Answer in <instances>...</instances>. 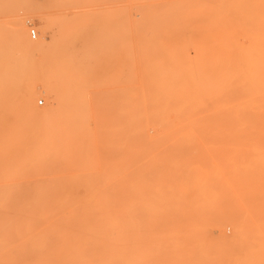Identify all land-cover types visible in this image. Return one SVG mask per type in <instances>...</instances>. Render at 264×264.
<instances>
[{
	"label": "rangeland",
	"instance_id": "rangeland-1",
	"mask_svg": "<svg viewBox=\"0 0 264 264\" xmlns=\"http://www.w3.org/2000/svg\"><path fill=\"white\" fill-rule=\"evenodd\" d=\"M166 2L0 0V264L259 255L260 108L256 85H242L243 36L264 33V5L243 0L250 22L242 24L238 5L231 18L209 20L215 31L187 32L170 29ZM18 18L41 50L15 44ZM57 84L58 110L44 121L25 117L24 89L34 86L33 106L42 113L52 106L42 90ZM13 188L31 200H14L20 193ZM148 219L149 234L140 226ZM175 247L191 252L175 253Z\"/></svg>",
	"mask_w": 264,
	"mask_h": 264
},
{
	"label": "bare ground",
	"instance_id": "bare-ground-1",
	"mask_svg": "<svg viewBox=\"0 0 264 264\" xmlns=\"http://www.w3.org/2000/svg\"><path fill=\"white\" fill-rule=\"evenodd\" d=\"M167 2L165 3V6H166V10H165V13H164V16L166 17V18H169L170 19V21H174V23L173 22H171V23H169V27H170V29H174V27L175 26H177L176 28L178 29V30H182V31H187V32H210V31H215V27H214V24H211L210 23V21H211V19H214L215 18V14L217 15L218 14V16H219V19H221V18H223V17H225V15H227L228 17H230L231 18V15H236V7L238 6V7H241V9H240V11H239V15H241V21H242V24L243 23H245V22H250V20H248L247 19V16H250V15H248L249 13H250V10L248 9V8H245L244 7V5L245 4H241L242 3V1L241 0H166ZM257 3L258 4H262V5H264V0H257ZM241 4V5H240ZM259 18H261L260 20H259V23L260 22H262L263 20H264V18L262 17V16H260ZM257 19V18H256ZM201 20H206V21H208V23L206 22V23H193V21H201ZM210 20V21H209ZM258 20V19H257ZM176 21V22H175ZM252 21V20H251ZM46 30H47V32L50 34L51 33V27L49 26V25H46ZM26 34H25V23H24V21L22 20V19H20V18H18V19H16V20H14V22H13V24H12V37H13V40H14V42H15V44H21V45H25L26 46V48H28V49H31V50H41L42 49V45L41 44H37V45H33V44H31L30 43V41L26 38V36H25ZM30 35V34H29ZM244 39H245V46H244V54H243V56H244V72H243V77H244V80H245V84H243L242 86H244V85H247V84H255L256 85V93H255V98L258 100V106H259V108H260V133H261V139H259V140H261L260 142H261V151H260V155H261V186H262V189H261V200H262V202H261V215H262V219L264 220V33H255V34H252V33H247V34H245L244 36ZM242 41V40H241ZM227 77V76H226ZM227 80V79H226ZM246 90H250V91H252L253 90V88H249V87H247L246 86ZM60 92H61V87L57 84L55 87H48V86H46L43 90H42V93H44L46 96H47V98L48 99H50V101H51V108H47V109H45L44 110V112H42V113H38L37 111H36V109H35V107L33 106V101L35 100V98H36V89L34 88V86H31V87H27V88H25L24 89V91L22 92V94H21V97H20V102H19V105L21 106V109H22V111L26 114L25 115V117H29V119L31 118V119H36V120H38V121H44V120H46V119H48V118H50L51 116H52V114H53V112L54 111H57L58 110V108H59V106H60ZM241 104H243V103H241ZM49 105V104H48ZM53 109H57V110H53ZM252 110V109H251ZM249 112H251V111H249ZM253 114H255V113H253ZM70 115V114H69ZM68 115V116H69ZM256 115H257V113H256ZM71 116V115H70ZM194 117V116H193ZM192 117V118H193ZM256 117V116H255ZM246 118H247V116H246ZM199 120V119H198ZM246 120V119H245ZM191 121V120H190ZM200 121V120H199ZM248 121V120H247ZM201 122V121H200ZM194 123L196 124V122L194 121ZM248 123V122H247ZM254 123H256V122H254ZM194 124L192 123V125H190L189 127H191V126H193ZM197 125H198V122H197ZM199 125H201V123H199ZM248 126V125H247ZM252 126H254V125H252ZM196 127V126H195ZM249 127V126H248ZM200 128H201V126H200ZM199 128V126H198V129H200ZM202 128H204V127H202ZM249 128H251V127H249ZM196 129H197V127H196ZM12 130L13 131H15V128L14 127H12ZM254 131V130H253ZM256 131V130H255ZM65 133V132H64ZM74 133V132H73ZM75 134V133H74ZM203 134V133H202ZM200 135V137L201 136H203V135ZM240 134V133H239ZM65 136V135H64ZM199 136V135H198ZM241 136V135H240ZM239 136V137H240ZM57 137V136H56ZM204 137V136H203ZM203 137H201V140H203L204 138ZM58 138V137H57ZM80 138H81V135H80ZM196 139H195V141H194V144H196L197 142L196 141H198L197 140V137H195ZM203 138V139H202ZM78 139V141H79V137L77 138ZM54 140V139H53ZM56 140V139H55ZM62 139H60V141H61ZM243 140V139H242ZM251 140H252V138H251ZM257 140V139H256ZM256 140H255V142H256ZM66 141H67V139H66ZM68 141H70V140H68ZM77 141V140H76ZM75 141V142H76ZM77 141V142H78ZM81 141V140H80ZM204 141V140H203ZM64 142H65V140H64ZM196 142V143H195ZM69 143H71V142H68V145H69ZM82 143V142H81ZM199 141H198V145H199ZM64 144H67V143H64ZM71 145V144H70ZM78 145H79V143H78ZM81 145V144H80ZM79 145V146H80ZM48 146V145H47ZM197 146V145H196ZM199 146H201V145H199ZM43 147V146H42ZM42 147H40V148H42ZM73 147V146H72ZM81 147H82V145H81ZM80 147V148H81ZM46 148H48V147H46ZM65 148V147H64ZM97 148V147H96ZM50 149V148H49ZM71 149V148H70ZM95 149V148H94ZM190 150H192L193 151V149H195V148H192V147H190L189 148ZM199 150H200V147L198 148ZM37 150V152H38V149H36ZM45 150V149H44ZM74 150V149H73ZM81 150H84V148L82 149L81 148ZM50 152V151H49ZM74 152H77V151H74ZM100 152H101V150H100ZM48 153V152H47ZM51 154H53V151L52 152H50ZM49 153V154H50ZM195 154L194 155H196V154H198L199 152L198 151H196V152H194ZM39 154V153H38ZM40 154H42V152L40 153ZM74 154V153H73ZM75 154H77V153H75ZM82 154H85L84 153V151H82ZM46 154H44V156H45ZM78 156V155H77ZM84 156V155H83ZM39 157V156H38ZM48 157V156H47ZM52 157H53V155H52ZM85 157V156H84ZM91 157V156H90ZM95 157V156H94ZM40 158V157H39ZM68 158V157H67ZM75 158V157H74ZM98 158V157H97ZM41 159H43V158H41ZM55 159V158H54ZM64 159V158H63ZM78 159H79V156H78ZM85 159V158H84ZM84 159H83V161H84ZM44 160H45V158H44ZM49 160V159H48ZM56 160V159H55ZM76 160V159H75ZM74 160V161H75ZM87 160V159H86ZM36 161V160H35ZM38 161V160H37ZM36 161V162H37ZM43 161V160H42ZM54 161V160H53ZM58 161V160H57ZM60 161V160H59ZM90 161H91V159H90ZM40 162H41V160H40ZM48 162V161H47ZM47 162H46V164H47ZM50 162V161H49ZM77 162V161H76ZM85 162H87V161H85ZM85 162H82V163H85ZM94 162V161H93ZM92 162V163H93ZM97 162H98V160H97ZM100 162V161H99ZM239 162H241V161H239ZM35 163V162H34ZM38 163V162H37ZM33 164V165H41V164ZM45 163V161L44 162H42V165ZM59 163V162H58ZM61 163H63V162H61ZM60 163V164H61ZM66 163V162H65ZM59 164V165H60ZM79 164V163H78ZM90 164H91V162H90ZM94 164V163H93ZM51 164H49V166H50ZM56 165V164H55ZM44 166V165H43ZM47 166V165H46ZM56 166H58V164L56 165ZM111 166H113V165H111ZM51 167V166H50ZM53 167V166H52ZM51 167V168H52ZM68 167V166H67ZM66 167V168H67ZM72 167V166H71ZM84 167H85V165H84ZM83 167V168H84ZM40 168V167H39ZM44 168V167H43ZM65 168V169H66ZM76 168V167H75ZM78 168V167H77ZM112 168H116V167H112ZM112 168L110 167V170L108 171V172H111V170H112ZM31 169H33V168H31ZM37 169V168H36ZM50 168H48V170H49ZM35 170V169H34ZM34 170H31V171H34ZM51 171H53L52 169H50ZM114 170V169H113ZM55 171V170H54ZM45 172H49V171H45ZM53 173V172H52ZM114 173V172H113ZM47 174V173H46ZM55 174H57V172L55 173ZM98 173H96V175H97ZM256 174H258V173H256ZM11 175V174H10ZM23 175H24V173H23ZM49 175V174H48ZM208 175V174H207ZM8 176V175H7ZM115 176V175H114ZM5 177V176H4ZM11 177H13V176H11ZM106 178V177H105ZM152 178H154V177H152ZM106 179H108V178H106ZM115 179V178H114ZM114 179L111 181L112 183L114 182ZM109 180H111V178L109 179ZM125 180H127V179H125ZM50 181H51V178H50ZM106 181V180H105ZM151 181H153L152 179H151ZM170 181V180H169ZM4 182V181H3ZM8 182H9V179H8ZM12 182H13V180H12ZM109 182V181H108ZM107 182V183H108ZM106 183V184H107ZM137 183V182H136ZM172 183V182H171ZM34 184H36V183H34ZM42 184V183H41ZM100 184V186H101V183H99ZM104 184H105V182H104ZM111 184V183H110ZM110 184H108L109 186H112V185H115L116 187H118V185H116L115 183H113L112 185H110ZM200 184V183H199ZM23 185V184H22ZM78 185H80V184H78ZM184 185V184H183ZM202 185H204V184H202ZM23 186H25V185H23ZM22 186V187H23ZM35 187H37L36 185H34ZM105 186V185H104ZM146 186V185H145ZM28 186H26V187H24V189H27V191H30V192H32L31 194L28 192L27 194L28 195H26V197L27 198H31L32 199V197H31V195H33V193H34V191H31V189L30 190H28V188H27ZM96 187V186H95ZM106 187V186H105ZM142 187V186H141ZM205 187V186H204ZM32 188H33V186H32ZM144 188V187H143ZM243 188V187H242ZM14 190H15V192H18V193H20V194H18V197H15V199H14V196L12 195V193H11V195H12V197H10L11 195H9V197L10 198H13L14 200H18V198H21V197H25L24 196V192L23 191H21L20 189H16V188H13ZM115 189H117V188H115ZM114 190V189H113ZM185 190V189H184ZM115 191V190H114ZM119 191V190H118ZM118 191H116V192H118ZM149 191H151V190H149ZM108 193L109 192H107V193H105V195L107 196L108 195ZM251 193H253V192H251ZM29 194H30V196H29ZM104 194V193H103ZM110 194V193H109ZM114 196H115V194L114 193H112ZM111 194V195H112ZM120 194V193H119ZM119 194L117 195V196H119ZM128 194V193H127ZM126 194V195H127ZM153 194V193H152ZM258 194V193H257ZM256 194V195H257ZM89 195V194H88ZM122 195H125V194H122ZM154 195V194H153ZM109 196V195H108ZM24 198V199H26L27 200V198ZM120 197V196H119ZM113 198V197H112ZM121 199H122V197H120ZM31 199H28L27 201L26 200H24V203H28V201L29 200H31ZM124 199V198H123ZM21 200H22V198H21ZM20 200V201H21ZM117 200H119V199H117ZM218 200V199H217ZM16 201H15V203H14V205L16 204ZM50 201V200H49ZM105 201V200H104ZM120 201V200H119ZM216 201V200H215ZM220 201V200H219ZM47 202V201H46ZM107 202H109V201H107ZM106 202V203H107ZM112 202V201H111ZM122 202V201H121ZM121 202H118V203H120V205H121ZM126 202H128V201H126ZM125 202V203H126ZM6 204H7V207H8V203L7 202H5ZM18 203H19V206H18V209L19 208H21V205L22 206H24L23 204H20V203H23L22 201L21 202H19L18 201ZM89 203V202H88ZM100 203V202H99ZM102 203V202H101ZM110 203V202H109ZM113 204H115V203H117L116 201H115V203L114 202H112ZM112 203H111V205H112ZM147 203H149V202H147ZM72 204V203H71ZM126 204H128V203H126ZM166 204V203H165ZM223 204V203H222ZM5 204H3V206H4ZM26 205V204H25ZM55 205H57V203H55ZM119 204H117L116 206H118ZM224 205H226V204H224ZM15 206H17V204L15 205ZM14 206V207H15ZM54 206V205H53ZM115 206V205H114ZM14 207H13V209H14ZM70 207H71V205H70ZM127 207V206H126ZM168 207H169V205H168ZM167 207V208H168ZM225 207H227V206H225ZM9 208H10V211H15L16 210V208H15V210H11L12 208L10 207V205H9ZM96 208V207H95ZM142 207H140V209H141ZM228 208V207H227ZM137 209V208H136ZM1 210V209H0ZM76 210H78L79 211V209H76ZM113 210H115V209H113ZM112 210V211H113ZM144 209H142V210H138L137 209V211H138V213H140V215H141V217L144 219V217L146 216H143L144 214L142 213L141 214V212L140 211H143ZM9 211V210H8ZM17 211V210H16ZM16 211H15V214H17L16 213ZM34 211V210H33ZM82 211H85V210H83L82 209ZM118 211H119V209H118ZM145 211V210H144ZM1 212H3V210H1ZM108 212V211H107ZM115 212H117V210H115ZM146 212V211H145ZM34 213V212H33ZM75 213V212H74ZM76 213H77V211H76ZM113 213V212H112ZM130 213V212H129ZM148 213V212H147ZM19 214V213H18ZM34 214H36V213H34ZM79 214V213H78ZM146 214V213H145ZM137 215V214H136ZM3 216V217H2ZM0 215V219H2V218H4V215ZM10 217H12V215H9ZM57 216V215H56ZM6 217H8V216H6ZM50 217H52V216H50ZM77 217V216H76ZM140 217V216H139ZM177 217L179 218V216L177 215ZM189 217H191V216H189ZM74 218V217H73ZM159 218V217H158ZM172 218H174V217H172ZM178 218H176L175 217V219H178ZM71 219V218H70ZM76 219V218H75ZM75 219H72V220H75ZM162 219V218H161ZM180 219V218H179ZM5 220H6V218H5ZM59 220V219H58ZM72 220H70V221H72ZM144 220H147V219H144ZM160 220V219H159ZM216 220V219H215ZM231 220V219H230ZM7 221V220H6ZM77 221H79V219L77 220ZM123 221V220H122ZM150 219H148V222L147 223H145L146 221H144V222H140V226L142 227V226H145L146 228L145 229H148L147 228V224H149L150 222ZM175 221V220H174ZM56 222V221H55ZM68 222V221H67ZM67 222H66V224H67ZM73 222V221H72ZM71 222V223H72ZM126 222V221H125ZM167 222V221H166ZM195 222H196V220H195ZM79 223H81L80 221H79ZM162 223V222H161ZM170 223V222H169ZM210 224V222H207V224ZM74 223H72V225H73ZM166 224V223H165ZM173 224H175V223H173ZM232 224H234V223H232ZM149 225H151V224H149ZM162 225H164V224H162ZM161 225V226H162ZM181 225H183V224H181ZM180 225V226H181ZM186 225H188V224H186ZM197 225H199V224H197ZM235 225V224H234ZM154 227L156 226V225H153ZM161 226L159 227V228H161ZM164 226H168V225H164ZM78 227V226H77ZM77 227H75L77 230H78V228ZM104 227V226H103ZM177 227V226H176ZM191 227V226H190ZM193 227V226H192ZM12 228V227H11ZM14 228V227H13ZM162 228H165V227H162ZM7 229V228H6ZM17 229V228H16ZM145 229H143V232H148V234H149V231H150V229H148V230H146V231H144ZM183 229H184V227H183ZM58 230V229H57ZM60 230V229H59ZM58 230V231H59ZM152 230H154V229H152ZM166 230H168V229H166ZM182 231H184V230H182ZM232 231H233V229H232ZM57 232V231H56ZM68 232V231H67ZM58 233V232H57ZM56 234V233H55ZM54 234V235H55ZM49 235V234H48ZM59 235H62V234H59ZM115 235V234H114ZM143 235V234H142ZM141 235V236H142ZM26 236V235H25ZM53 237V236H52ZM227 237H225V239H226ZM54 239H56V237L54 238ZM76 239H78V238H76ZM103 239V238H102ZM110 239V238H109ZM145 239V238H144ZM95 240V239H94ZM108 241V240H107ZM146 241V240H145ZM111 242V241H110ZM46 244V243H45ZM47 244H51V243H47ZM46 244V245H47ZM145 244V243H144ZM52 245V244H51ZM58 245V244H57ZM2 246H4V245H2ZM47 246H49V245H47ZM46 246V249L48 248ZM53 246H56L55 244H53L51 247H49V248H52V249H50V250H54L55 248H53ZM68 247H69V245H67ZM107 246V245H106ZM114 246V245H113ZM146 246V245H145ZM147 246H149V245H147ZM72 247V246H71ZM74 247V246H73ZM99 247V246H98ZM29 247H26V249H28ZM88 249V251L90 250V252H92L91 251V248H90V246L89 247H87ZM90 248V249H89ZM100 249H101V247H99ZM100 249H98V251L100 250ZM30 250H26L25 251V253L26 252H29ZM140 251V250H139ZM32 252V251H31ZM31 252L29 253V255L31 254ZM45 251H43L42 252V254L44 253ZM47 253H48V251H46ZM54 252V251H53ZM58 252V251H57ZM94 252V251H93ZM100 252V251H99ZM99 252H96V253H98V254H100ZM173 252H175V253H182V252H187V253H189V252H191V250L190 249H187V251H185V250H181V248H178V247H175V250L173 251ZM257 252H259V255L258 256H255V257H220V256H170V257H165V258H161L160 259V262H158V260L157 259H155V258H153V259H151V260H147L144 264H264V227H263V231L261 232V241H260V250L259 251H257ZM1 253V252H0ZM36 253V252H35ZM95 253V252H94ZM105 253V252H104ZM103 253V254H104ZM128 253V252H127ZM24 254V253H23ZM28 254V253H27ZM46 254V253H45ZM87 254V253H86ZM90 254H92V253H90ZM97 254V255H98ZM103 254H101V255H103ZM169 254H171L172 255V253H169ZM28 255V256H29ZM39 255H41V254H39ZM118 255V254H117ZM128 255V254H127ZM3 256V255H2ZM1 256V257H2ZM31 256H33V254H31ZM44 256H46V255H44ZM98 256H100V255H98ZM97 256V257H98ZM108 256H110V255H108ZM130 256V255H129ZM93 257V256H92ZM112 257V256H111ZM114 257V256H113ZM17 258V257H16ZM32 258H34V257H30V259H32ZM101 258V257H100ZM100 258H99V260H100ZM104 258H105V256L103 257V260H104ZM160 258V257H159ZM11 259H14V258H11ZM24 259H26V256L24 255ZM57 259H58V257H57ZM62 259V258H61ZM130 259V258H129ZM28 260V259H27ZM53 260V259H52ZM56 260V259H55ZM54 260V261H55ZM94 260V262H96L97 260H95V259H93ZM128 260V259H127ZM126 260V261H127ZM17 261V260H16ZM19 261V260H18ZM17 261V262H18ZM29 261V260H28ZM49 261V260H48ZM48 261H46V262H48ZM57 261V260H56ZM125 261V260H124ZM125 261V262H126ZM130 261V260H129ZM52 262V261H51ZM100 262V261H99ZM144 262V261H143ZM158 262V263H157ZM18 263H20V262H18ZM40 263V262H39ZM97 263H98V261H97ZM6 264H9V263H6ZM53 264H56V263H53ZM135 264H138V263H135Z\"/></svg>",
	"mask_w": 264,
	"mask_h": 264
},
{
	"label": "built area",
	"instance_id": "built-area-1",
	"mask_svg": "<svg viewBox=\"0 0 264 264\" xmlns=\"http://www.w3.org/2000/svg\"><path fill=\"white\" fill-rule=\"evenodd\" d=\"M29 34H30L32 39H36L37 38V33H36L35 29H31Z\"/></svg>",
	"mask_w": 264,
	"mask_h": 264
}]
</instances>
